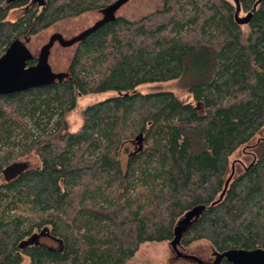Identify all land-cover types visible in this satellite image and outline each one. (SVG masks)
<instances>
[{
	"label": "trees",
	"instance_id": "trees-1",
	"mask_svg": "<svg viewBox=\"0 0 264 264\" xmlns=\"http://www.w3.org/2000/svg\"><path fill=\"white\" fill-rule=\"evenodd\" d=\"M40 1L0 0V55L117 0ZM256 1L160 0L137 19L114 16L76 44L62 78L0 96V264H124L143 243L170 242L198 206L178 246L264 250V146L227 179L228 158L264 127ZM170 81L184 98L137 90ZM106 92L70 132L75 102ZM28 156L37 164L4 181L2 168Z\"/></svg>",
	"mask_w": 264,
	"mask_h": 264
},
{
	"label": "rangeland",
	"instance_id": "rangeland-1",
	"mask_svg": "<svg viewBox=\"0 0 264 264\" xmlns=\"http://www.w3.org/2000/svg\"><path fill=\"white\" fill-rule=\"evenodd\" d=\"M160 4V0H127L120 5L115 11L114 16L123 17L126 19H137L138 17L154 10ZM21 10H15L8 14V19L17 18ZM244 14H239L243 16ZM102 19V14L97 12L86 13L76 18L60 21L46 30L41 31L35 36H31L28 42L25 43L30 54L35 58L39 54V50L45 44L51 35L57 34L63 40L67 41L79 33L92 27L97 21ZM76 45L62 47L57 42H54L48 49L47 64L54 73H63L66 71L70 63ZM178 81H170L165 83H152L141 85L137 88L140 93L164 92L170 91L180 98L185 95L179 90ZM114 93L106 92L96 96H86L78 99L75 102L74 109L68 114L66 121L68 130L74 132L80 126V110L97 101L113 96ZM264 146V127L244 146L238 148L229 158V173L227 179L231 178L236 173L240 172L255 156V151ZM124 158L121 157L123 163ZM13 164H22L24 169H28L37 164V160L31 156L15 161L13 158L6 166ZM5 169V166L2 170ZM48 245L53 243L42 240ZM177 251L181 255H191L198 258L203 264H211L213 261V250L207 242L199 241L190 244L187 247H177ZM124 264H196L195 262L178 257L171 249L169 242L162 243H143L139 246L133 257Z\"/></svg>",
	"mask_w": 264,
	"mask_h": 264
},
{
	"label": "water",
	"instance_id": "water-1",
	"mask_svg": "<svg viewBox=\"0 0 264 264\" xmlns=\"http://www.w3.org/2000/svg\"><path fill=\"white\" fill-rule=\"evenodd\" d=\"M36 2L38 6L42 3L40 0H31ZM127 0H117L113 4L107 6L105 9L100 11L102 14V19L97 21L89 29L79 33L78 35L72 37L71 39L65 41L59 35H52L48 43L45 44L39 50V54L36 57L35 64L28 66L27 63L32 60L33 56L30 54L25 46L28 39L21 41L12 42L0 55V96L13 94L17 92L27 91L29 89L39 88L43 86H48L53 82L59 80L64 76L63 73H54L47 64V54L48 49L53 44V38L56 39L57 43L62 47L71 46L77 44L86 35L95 30L100 24L105 21L112 20L114 18V11ZM259 0H257L253 6L252 10L256 6ZM249 13L244 18H238V7L236 5L234 12V20L239 24H244L249 18ZM139 137H136L137 139ZM24 168L22 164H13L11 166L5 167L1 171V175L4 181H8L15 177ZM203 207L198 206L192 208L190 211L186 212L176 223L173 230V238L169 242L171 249L178 257L189 259L196 264H203L198 258L191 255H181L177 251L179 237L185 227L190 223L192 219H195ZM33 238V237H32ZM31 238V239H32ZM26 242L23 243L25 245ZM214 253V252H213ZM224 260L229 264H264V250L255 248L252 250H241V249H228L221 253H214L213 261L211 264H220Z\"/></svg>",
	"mask_w": 264,
	"mask_h": 264
},
{
	"label": "flooded vegetation",
	"instance_id": "flooded-vegetation-1",
	"mask_svg": "<svg viewBox=\"0 0 264 264\" xmlns=\"http://www.w3.org/2000/svg\"><path fill=\"white\" fill-rule=\"evenodd\" d=\"M51 36H52V35H51ZM51 36H50V37H51ZM52 42L54 43V42H57V41H56V39H55V38H53ZM75 45H76V44H75ZM35 58H36V57H35Z\"/></svg>",
	"mask_w": 264,
	"mask_h": 264
}]
</instances>
